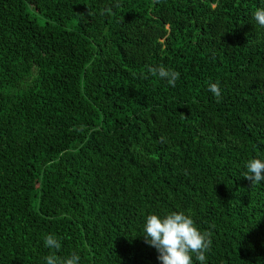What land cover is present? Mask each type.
Returning <instances> with one entry per match:
<instances>
[{"label": "trees", "instance_id": "16d2710c", "mask_svg": "<svg viewBox=\"0 0 264 264\" xmlns=\"http://www.w3.org/2000/svg\"><path fill=\"white\" fill-rule=\"evenodd\" d=\"M257 8L0 0V264H46L48 234L79 264H160L142 229L172 211L210 235L205 264H264V181L243 176L264 160Z\"/></svg>", "mask_w": 264, "mask_h": 264}, {"label": "clouds", "instance_id": "9594fccd", "mask_svg": "<svg viewBox=\"0 0 264 264\" xmlns=\"http://www.w3.org/2000/svg\"><path fill=\"white\" fill-rule=\"evenodd\" d=\"M255 22L264 27V8H257L253 13ZM150 71L161 80L175 87L180 73L163 67H153ZM209 91L217 98H221L218 83H210ZM245 178L252 184L264 181V160L253 158L247 161ZM145 243L154 247L158 253L160 264H194L193 257L200 264H205L206 253L210 251L212 240L210 235L196 226L194 220L184 211H172L165 215L149 214L142 229ZM44 246L54 250L44 257L46 264H79L80 255L76 252L68 257H60L56 252L61 249L60 240L48 234L44 238Z\"/></svg>", "mask_w": 264, "mask_h": 264}, {"label": "rangeland", "instance_id": "374dc122", "mask_svg": "<svg viewBox=\"0 0 264 264\" xmlns=\"http://www.w3.org/2000/svg\"><path fill=\"white\" fill-rule=\"evenodd\" d=\"M28 11H29V9H28ZM29 13H30V14L36 19V21H37L39 24H42L43 19H42L41 16H39V15H37V14L31 12V11H29Z\"/></svg>", "mask_w": 264, "mask_h": 264}]
</instances>
